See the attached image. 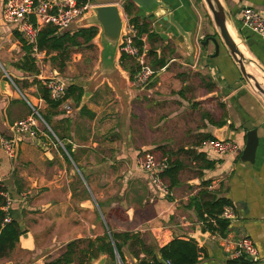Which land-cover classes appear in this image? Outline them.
I'll list each match as a JSON object with an SVG mask.
<instances>
[{
    "label": "crops",
    "instance_id": "crops-1",
    "mask_svg": "<svg viewBox=\"0 0 264 264\" xmlns=\"http://www.w3.org/2000/svg\"><path fill=\"white\" fill-rule=\"evenodd\" d=\"M90 1L94 6L117 5L126 16V0ZM158 1L192 34V61L181 36L133 5L135 16L149 25L144 34L151 67L155 60L151 51L159 54L165 66L152 67L154 83L137 90L119 65V53L116 71L101 77L97 35L92 41V48L99 52L96 65L71 71L79 78L66 83L90 96L78 104L67 99L68 112L62 105H47L32 84L35 79L54 76L65 81L49 56L35 54L37 76L16 68L24 57L21 36L1 20L0 0V137H9L11 125L30 115L38 120L36 138L17 137V159H9L0 147V183L12 200L10 217L27 234L26 239L19 237L0 264H45L58 258L70 242L81 241L80 248H84L88 241L110 234L129 233L148 246L162 248L174 238L188 240L197 232L207 235L198 243L202 252L197 264H226L236 259L235 244L244 238L253 242L257 264H264V100L243 81L222 45L218 56L211 59L212 44L205 51L199 46L203 30H211L212 25L200 0ZM222 2L249 59L264 71V38L243 28L238 19L244 6L264 12V0ZM5 73L19 92L12 85L2 91L1 83L8 80ZM217 122L223 125H214ZM248 122L258 138L252 165L239 161L246 142L243 126ZM209 136L236 143L237 153L217 156L207 147ZM156 149L183 165L179 183L169 197L156 191L149 175L136 170V159L144 151ZM198 155L204 163L195 160ZM208 162L214 166L202 168ZM204 182L210 184L203 186ZM215 197L226 198L233 205L234 218L229 220L225 237L202 231L190 206L194 198L203 203ZM131 245L122 246L123 264H138ZM100 258L105 259L104 264L114 262L109 255L100 254L91 264Z\"/></svg>",
    "mask_w": 264,
    "mask_h": 264
},
{
    "label": "trees",
    "instance_id": "trees-1",
    "mask_svg": "<svg viewBox=\"0 0 264 264\" xmlns=\"http://www.w3.org/2000/svg\"><path fill=\"white\" fill-rule=\"evenodd\" d=\"M124 12L128 18L129 23L138 28L140 34L148 33L149 25L140 22V18L134 14L133 4L125 1L123 4ZM98 35L96 27L78 28L73 31H65L58 33L53 27H46L40 30L36 38L37 53H44L46 57L49 56L51 64L59 71H62L66 63L70 60L73 51L87 48H92V41ZM18 36V35H17ZM152 34H149L151 38ZM22 43L24 57L18 62L16 68L26 72L30 75L37 76L39 68L35 54L31 46H27L18 36ZM150 55L154 57L152 67L159 70L165 66V61L159 58V54L151 51ZM120 67L126 71L131 81L136 73V66L133 61L124 55L119 58ZM158 68V69H156ZM37 87V93L50 107L56 108L60 105L58 102L51 101L49 94L43 83L38 80L32 82ZM82 90L74 85L67 87L65 99H72L75 104H78L82 97ZM47 122V119L44 118ZM216 126H222L223 122L214 123ZM208 140L214 141L211 136L207 137ZM161 150V149H159ZM155 153V151H151ZM161 155L167 158L168 169L161 174V178L168 182L170 189L176 187L179 183V175L183 169V165L177 159L161 150ZM196 161L203 162V157L198 155L195 157ZM204 163V162H203ZM202 168L211 169L214 165L211 162L202 165ZM210 183H203V186ZM4 191V189L2 188ZM4 205L3 198L0 197V259L6 258L21 236L19 224L12 221L9 224L2 225L5 213L2 211ZM191 208L197 216L202 226V231H207L211 235L217 234L220 237H225L228 231L229 221L221 219V215L225 207L233 208L232 203L226 198H213L208 202H197L196 199L191 200ZM99 242L101 243L99 245ZM132 242L130 247L131 254L138 260V264H197L198 258L202 250L193 239L183 240L174 238L171 242L162 248L151 247L143 243L136 235L129 233L123 234H110L104 238L97 239L94 242L88 241L84 248H80L81 241H73L65 246V251L56 259L46 262L45 264H91L96 260L100 254H107L111 260L116 259V255L120 261L124 262L122 254V246ZM143 254V258H140ZM226 264H254L245 256L237 259L228 260Z\"/></svg>",
    "mask_w": 264,
    "mask_h": 264
},
{
    "label": "built area",
    "instance_id": "built-area-1",
    "mask_svg": "<svg viewBox=\"0 0 264 264\" xmlns=\"http://www.w3.org/2000/svg\"><path fill=\"white\" fill-rule=\"evenodd\" d=\"M94 5L90 0H3L1 20L13 27L21 36L27 46L32 47L34 54L37 53L36 38L40 30L46 27H53L58 33L68 31L72 25L85 16ZM125 26L119 46L120 56L124 55L131 59L136 66V73L130 81V86L137 90H145L154 83L155 71L150 65L148 58V48L146 46V34H140L138 28L129 23L127 16ZM239 23L243 28L264 38V12L258 8L241 7L238 14ZM12 87L19 92L14 81L7 76ZM47 90L51 101L58 102L65 111H71V106L66 103L65 96L67 84L65 81L51 77L41 81ZM34 111V109H33ZM36 114V111H34ZM39 120L43 122L40 116ZM38 120L34 115H30L24 120L15 122L10 127L9 137H0V147L4 154L11 160L18 157V139L20 135L36 138ZM207 147L217 156L234 155L238 151L236 143L225 140L207 141ZM136 159V170L149 175L151 185L163 197L171 195L168 182L161 178V174L168 169L166 157L151 151L143 152ZM0 197L4 200L2 211L5 213L2 225L11 222L10 207L12 200L9 195L2 190L0 183ZM234 216L230 207H225L221 219L231 220ZM217 237L218 235H213ZM220 237V236H218ZM233 256L237 259L246 257L252 263H258V255L252 241L247 238L237 241L233 251ZM118 264H123L116 255Z\"/></svg>",
    "mask_w": 264,
    "mask_h": 264
},
{
    "label": "water",
    "instance_id": "water-1",
    "mask_svg": "<svg viewBox=\"0 0 264 264\" xmlns=\"http://www.w3.org/2000/svg\"><path fill=\"white\" fill-rule=\"evenodd\" d=\"M96 2L102 1H112V0H95ZM132 3L139 11L144 13L150 20L164 26L166 29H173L172 32L177 36H181L184 40L186 48L190 54V61L193 59L194 47L192 43V34L183 30V28L175 21L174 15L169 9L164 7L158 0H126ZM213 24L215 33L209 37H200L199 46L203 51L206 50L209 44L214 47V54L209 56L217 57L220 51V45H222L233 61L234 65L238 69L243 81L250 87V89L255 92L258 96L264 99V71L261 69L257 63L251 59L245 57V55L240 51L235 40L232 38L228 31V26L230 25L233 30V24L231 21L230 14L225 9L222 0H200ZM125 15L122 14L121 9L117 5H104V6H93L90 8L89 12L83 16L79 21H77L74 26L76 28H86V27H96L98 32V42L101 46L100 52V62H99V75L109 76L112 75L115 69L116 57L119 54V46L121 44V38L123 35V29L125 26ZM176 31H175V30ZM237 36V35H236ZM240 42L242 40L237 36ZM243 44V43H242ZM256 66V71L258 75H253V73L248 72L247 67L251 65ZM259 72V73H258ZM98 75V77H100ZM256 76L263 80V83H259ZM10 82L4 81L1 83V89L3 92L8 90L10 87ZM89 93H84L82 96V102H85ZM246 131V142L245 147L240 153V163L241 164H253L255 161L256 149L258 146L257 132L251 123H246L243 126ZM217 140L224 142L226 139L218 138ZM146 152V151H144ZM21 236L20 239H26L27 234H23V228H20ZM206 234H201L197 232L191 237L194 241L202 243L206 238ZM105 259L100 258L95 264H104Z\"/></svg>",
    "mask_w": 264,
    "mask_h": 264
},
{
    "label": "rangeland",
    "instance_id": "rangeland-1",
    "mask_svg": "<svg viewBox=\"0 0 264 264\" xmlns=\"http://www.w3.org/2000/svg\"><path fill=\"white\" fill-rule=\"evenodd\" d=\"M203 7H204L205 13L208 14L204 4H203ZM209 21H210V19H209ZM210 24H212L211 21H210ZM75 29H78V28H76V26L72 25L69 30L73 31ZM210 32H211V34H209ZM214 33H215V30H214L213 24L211 25V30H208V28H207V31L203 30V36L205 35L206 37L212 36V35H214ZM98 57H99L98 48H95V49L94 48H92V49L83 48V49L73 51L71 54L70 60L67 62V64H68V65H66L67 67L60 72L61 78H63L67 84L69 83V80L79 78V77H73V74H71V71H72V73L76 72V71L78 72V71L84 70L86 65H87V67H92V66L96 65V61L98 60ZM68 66L71 69H68ZM259 74H257V72H256V75L259 76ZM151 86H152V84L149 85L147 88H150ZM147 88H145V89H147ZM154 151H155V153L159 152L157 149ZM113 264H118V260L115 259Z\"/></svg>",
    "mask_w": 264,
    "mask_h": 264
},
{
    "label": "bare ground",
    "instance_id": "bare-ground-1",
    "mask_svg": "<svg viewBox=\"0 0 264 264\" xmlns=\"http://www.w3.org/2000/svg\"><path fill=\"white\" fill-rule=\"evenodd\" d=\"M228 31L230 33V35L232 36V38L235 40L236 44L238 45L240 51L245 55V57L249 58V55L245 49V47L243 46V44L240 42V40L238 39V37L236 36L235 31L233 30V28L229 25L228 26ZM248 72L253 73V75H256V66L255 65H251L250 67H247ZM256 79L259 83H263V80L261 78H259L258 76H256Z\"/></svg>",
    "mask_w": 264,
    "mask_h": 264
}]
</instances>
